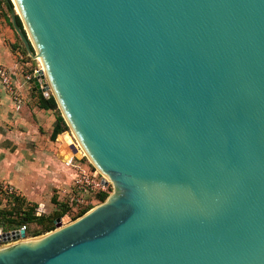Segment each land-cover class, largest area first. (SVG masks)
<instances>
[{
    "label": "water",
    "instance_id": "water-1",
    "mask_svg": "<svg viewBox=\"0 0 264 264\" xmlns=\"http://www.w3.org/2000/svg\"><path fill=\"white\" fill-rule=\"evenodd\" d=\"M16 2L33 91L114 191L0 231V264H264V0Z\"/></svg>",
    "mask_w": 264,
    "mask_h": 264
},
{
    "label": "rangeland",
    "instance_id": "rangeland-1",
    "mask_svg": "<svg viewBox=\"0 0 264 264\" xmlns=\"http://www.w3.org/2000/svg\"><path fill=\"white\" fill-rule=\"evenodd\" d=\"M10 3V11L7 5L0 4V33H3L5 43L20 62V66L13 69L23 83V77L25 79L27 73L39 70L42 64L30 55L15 27L10 24L13 23L12 12H17L12 0ZM34 86V81H27L24 90L21 88L25 99L18 109L10 93L0 83V180L15 186L20 194V198L14 202L6 194H0V231L16 229L26 222V239L29 240L47 233L50 228L55 229L54 222L65 207L66 200L59 196V192L73 184L78 166L88 169L94 167L68 124L64 133L53 138L56 116L59 113L62 115V112L58 104L55 109H44L38 92L33 91ZM51 96L52 93L47 98ZM69 140L77 151L74 152L72 144L67 143ZM70 151L75 158L74 167L66 165L67 153ZM113 191L114 187H110L106 194L110 195ZM30 212L42 216L44 222H27ZM77 217L79 214H73L70 218L66 217L65 221L67 223ZM0 244L6 243L1 241Z\"/></svg>",
    "mask_w": 264,
    "mask_h": 264
},
{
    "label": "built area",
    "instance_id": "built-area-1",
    "mask_svg": "<svg viewBox=\"0 0 264 264\" xmlns=\"http://www.w3.org/2000/svg\"><path fill=\"white\" fill-rule=\"evenodd\" d=\"M37 71L38 69H35L33 73L32 72L27 73L25 75L26 81L28 82L34 81ZM0 81L12 96L13 100L17 105V108L20 109L24 102L23 97L19 92L18 86L12 76L11 71L1 63H0ZM50 94L51 91H48L45 93V96L48 97ZM74 161L75 158L74 156H72L68 159L67 163L68 165L74 167L75 166ZM110 187H113L112 182L109 181V179L104 174H102L96 167L95 168L92 167L91 169H88L78 166V173L76 174L73 184L70 186V188L68 189L63 188L59 192V196L65 197L70 206V210L65 214L64 217H61L62 223L63 224L66 223L65 221L66 217L70 218V215L73 214L76 215L85 209H88L87 211H89L92 209V207L98 205L97 203L100 202L99 194L106 193L110 189ZM0 194H6L11 200H14L16 197H20L19 191L15 186L7 182H3L1 180H0ZM17 229L18 230L24 229L27 233L26 224L12 230H17Z\"/></svg>",
    "mask_w": 264,
    "mask_h": 264
},
{
    "label": "trees",
    "instance_id": "trees-1",
    "mask_svg": "<svg viewBox=\"0 0 264 264\" xmlns=\"http://www.w3.org/2000/svg\"><path fill=\"white\" fill-rule=\"evenodd\" d=\"M3 1L7 2V3H8V6H10V10H12V5H11V3H10V0H3ZM17 21H18V24H19L20 28H21V29L23 30V32L26 34V31H25V29H24V27H23V24H22V22H21L19 16H17ZM10 24L13 25L12 22H10ZM13 26H14V25H13ZM26 53L28 54L27 51H26ZM33 72H34V71H33ZM49 102H50L49 105H45V104H43V102L41 101L42 107H43V108H47V109H50V108H51V109H55V108L57 107L56 100H55V98H54L53 96H51V98L49 99ZM56 117H57V122H56V125H55L54 130H53V135H52L53 138L58 137L60 134L64 133V132L68 129V127H67V123H66L64 117H62L60 113H59ZM66 138H67V137H66ZM70 138H71V137H70ZM71 139H72V138H71ZM107 195H108V194H106V193L99 194L100 201H104V200L106 199ZM18 198H20V197H16V198L13 200V202H14L15 200H17ZM64 203H65V204H64L65 207L60 211V213L58 214L57 218H59V217H60V218H61V217H64L65 214L70 210V206H69L68 201L65 200ZM87 210H88V209H85V210L81 211L80 213H78L79 216L82 215V214H84V213H86ZM0 213H1V212H0ZM29 215H30V217H27V222H29V221H33V220H38L40 223L44 222V219H43L42 216H36V215H34L32 212H30ZM0 218H1V215H0ZM23 222H24V220H23ZM25 223H26V222H24V224H25ZM54 223H55V222H54ZM50 229L52 230L53 228H50Z\"/></svg>",
    "mask_w": 264,
    "mask_h": 264
},
{
    "label": "crops",
    "instance_id": "crops-1",
    "mask_svg": "<svg viewBox=\"0 0 264 264\" xmlns=\"http://www.w3.org/2000/svg\"><path fill=\"white\" fill-rule=\"evenodd\" d=\"M0 4L2 5V4H5V5H7V8L9 9V11H10V6H8V3L7 2H5V1H3V0H1V2H0ZM3 33H0V63L1 64H3V65H5L10 71H11V73H12V76H13V78H14V80H16L15 82H16V84H17V86H18V89H19V92H20V94H21V88L24 90V85H26V80L24 79V77H23V80H24V82L23 83H21L22 81V79H20L19 78V74H16L15 72H14V67H19L20 66V62L18 63V61L15 59V56L16 55H13V53L11 52V49H10V47L7 45V43H5V41H4V37H3V35H2ZM19 53V55H21L20 54V52H18ZM17 57V56H16ZM22 57V55L20 56V58ZM21 81V82H20ZM19 82V83H18ZM0 83L2 84V82L0 81ZM25 83V84H24ZM19 84V85H18ZM21 84V85H20ZM3 85V84H2ZM10 95V94H9ZM27 95V94H26ZM11 96V95H10ZM21 96H22V94H21ZM38 97H39V94L37 95ZM23 97V96H22ZM27 97V96H26ZM12 98V97H11ZM25 98L23 97V100H24ZM12 101H14L13 100V98H12ZM14 103H15V101H14ZM24 103V102H23ZM45 109V108H44ZM72 157V156H71ZM70 158V157H69ZM69 158H67L66 159V165H68V163H67V161H68V159ZM68 166H70V165H68Z\"/></svg>",
    "mask_w": 264,
    "mask_h": 264
},
{
    "label": "bare ground",
    "instance_id": "bare-ground-1",
    "mask_svg": "<svg viewBox=\"0 0 264 264\" xmlns=\"http://www.w3.org/2000/svg\"><path fill=\"white\" fill-rule=\"evenodd\" d=\"M12 1H13V3L15 4V10H16V8H17V14H19V15L22 16V11H21V9L19 8V6H18L16 0H12ZM37 59L41 62L42 66H44L41 57H38ZM40 67H41V66H40ZM78 142L80 143V145H81L82 148L84 149V147H83V145L81 144L80 140H78ZM84 151L86 152L85 149H84ZM86 154H87V152H86ZM87 155H88V154H87ZM88 157H89V155H88ZM89 158H90V157H89ZM97 169H98V168H97ZM93 208H94V207H93ZM93 208H92V209H93ZM40 236H42V235H40ZM40 236H36V237H34L33 239L38 238V237H40ZM30 239H31V238H30ZM22 240H24V239H22ZM26 240H27V239H26Z\"/></svg>",
    "mask_w": 264,
    "mask_h": 264
}]
</instances>
